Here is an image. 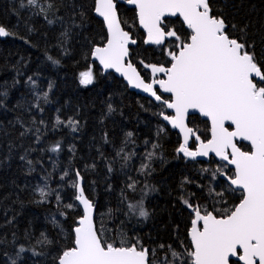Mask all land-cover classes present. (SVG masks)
<instances>
[{"label": "trees", "instance_id": "obj_1", "mask_svg": "<svg viewBox=\"0 0 264 264\" xmlns=\"http://www.w3.org/2000/svg\"><path fill=\"white\" fill-rule=\"evenodd\" d=\"M209 3L214 15L225 17L229 31L236 25L232 34L246 36L257 60L264 63V0ZM24 4L22 8L21 0H0V25L17 34L0 38V92L7 93L0 96V264H10L11 259L17 264H56L53 257L73 246L72 229L82 212L79 206L64 205H78L72 187L77 171L86 196L96 205L97 228H103L109 242H139L150 253L156 249L157 259L167 254L170 261L168 245L177 252L190 251L193 214L181 197L209 211L239 203L240 192L225 191L227 204L209 195L210 188L219 192L229 187L219 174L213 178V171H232L221 163L194 162L178 153L179 136L161 120L165 107L131 92L122 79L104 75L92 62L94 47L107 41L104 23L94 13L96 0ZM117 10L124 29L137 42L130 49L131 62L145 81L161 78L153 77L145 65L169 66L164 46L146 44L135 9L118 3ZM165 20L182 38L190 33L179 18ZM66 30L67 38L62 35ZM174 43V38L166 41L169 48ZM89 70L93 82L82 84L80 74ZM57 117L64 123L58 124ZM69 119L78 121L75 131ZM189 126L195 133L191 149L210 139V125L203 118L190 117ZM57 144L59 150L52 151ZM239 146L251 150L246 144ZM148 153H153L151 159ZM142 163L149 169L141 171ZM40 188L46 197H41ZM141 200L147 218L128 208ZM45 236L51 244L37 243ZM21 246L26 251L18 256Z\"/></svg>", "mask_w": 264, "mask_h": 264}, {"label": "snow or ice", "instance_id": "obj_2", "mask_svg": "<svg viewBox=\"0 0 264 264\" xmlns=\"http://www.w3.org/2000/svg\"><path fill=\"white\" fill-rule=\"evenodd\" d=\"M128 2L139 9L140 24L147 30L146 43L164 46L170 58L167 67L163 64L145 65L151 69L153 77L162 74L164 78H153L146 83L130 62L125 65V58L129 55L128 45L136 41L121 28L113 0H96L95 12L104 18L109 38L106 46L94 47L92 55L105 69L113 68L120 72L132 86L142 88L161 101L165 108L174 111V115L162 112L160 115L184 133V142L177 149L178 153L192 158L214 153L226 162L225 167L233 166L231 175L221 169L213 171V178L218 174L225 177L229 187L219 192L210 188L209 195L219 197L218 203L227 204L225 191L234 193L239 190V203L224 209L213 206L209 211L207 206L181 197L182 203L194 215L190 229L191 250L185 248L184 252H177L168 245L173 259L170 261L167 254L157 259L156 249L150 253L139 242L132 244L121 240L117 244L104 237L103 228L96 227L95 205L85 195L83 178L77 171L72 187L76 189L74 199L78 205L69 203L64 207L73 209L82 206L83 214L72 229L73 246L62 250L53 259L56 264H176V261L185 264L186 260L188 264H230V258L238 256L244 264H264V63L257 60L254 45L247 41L246 36L232 34L236 25H231L232 31H229L225 17L213 14L209 0ZM27 4L37 6V0H27ZM20 6L25 7L24 0H21ZM48 8H53V5L49 4ZM40 11L45 12L46 9L41 7ZM169 16L182 17L190 33L182 38L167 24L165 17ZM45 19H48L47 15ZM48 23L53 21L48 20ZM28 30L32 31L31 28ZM13 35L17 34L0 25V37ZM62 35L67 38L68 31ZM169 38L175 41L171 48L166 44ZM48 59L59 63L51 56ZM80 76L82 84L93 82L91 70L82 72ZM156 85L163 92L170 93L171 99H162ZM6 95V92H0V96ZM109 111H112L111 106ZM190 111L201 114L211 123V138L207 142L200 141V137L196 136V140L200 141L196 151L188 148L189 137L194 135L193 129L186 123ZM226 122H230L232 130L225 126ZM57 123L64 122L57 117ZM67 123L75 131L78 121L69 119ZM127 135L131 137L132 133ZM238 140L249 142L251 150H241ZM156 147L153 145V148ZM51 150L58 151L59 144ZM152 155L148 153V159ZM148 169L149 164H141V171ZM67 175L65 172L64 176ZM129 187L134 188L135 185ZM39 192L41 197L48 195L44 188H40ZM128 208L140 217L147 218L149 215L142 200L135 205L129 204ZM61 215L66 214L62 212ZM37 243L51 244L52 241L45 236ZM159 248L164 249L165 245L161 244ZM25 251L21 246L17 255ZM10 264H17V261L11 259Z\"/></svg>", "mask_w": 264, "mask_h": 264}, {"label": "water", "instance_id": "obj_3", "mask_svg": "<svg viewBox=\"0 0 264 264\" xmlns=\"http://www.w3.org/2000/svg\"><path fill=\"white\" fill-rule=\"evenodd\" d=\"M113 2H114L115 5H116V13H117V17H118V19H119V21H120V26H121V28H122L125 32H127V31L124 29V27H123V25H122V23H121V20H120L119 14H118V10H117V5H118V3H126V5H127L128 7L135 9L136 14H137L138 26H139V29H140L141 31H143V33L145 34V42H146V41H147V30L144 29L143 26L140 24V21H139V9H138L137 5L129 3L128 0H113ZM94 13H95V16H96L99 20H101V21L104 23V26H105V29H106V32H107V40H108V38H109V32H108V29H107V26H106V22L104 21V18L101 17L98 13H96V12H94ZM175 18H179V19L182 21V23H183L182 17H179V16H176V17H171V16H169V17H165V19H175ZM183 24H184V23H183ZM184 25H185V27L187 28L186 24H184ZM189 30H190V29H189ZM129 35H130V34H129ZM130 37H131V36H130ZM0 38H5V37H0ZM131 38H132V37H131ZM106 44H107V41H106L105 45H103V46H99V47H104V46H106ZM146 44L149 45V46H161V45H155V44H150V43H146ZM136 46H137V42H136L135 44H131V43H129V45H128V48H129V55H128V57L125 58V65H127V63L130 62V63L134 66V64H133V63L131 62V60H130V49L133 48V47H136ZM91 60H92V62L96 63V64L99 66V68L102 70V72H103L104 75H107V74H113L115 77H117V78H119V79H122V80L124 81V83L128 86V88H129V90H130L131 92H134L135 94H138V95H140V96L146 97V98L150 99L152 102H154V103L157 104V105H163V104L161 103V101H157V100L155 99V97L151 96L150 93L145 92L142 88H136V87L132 86V84L128 81V79H127L124 75H122L120 72H117V71H116L115 69H113V68L105 69L104 66H103L102 64H100L99 60H97V59L95 58L94 55H92ZM134 67H135V66H134ZM135 68H136V67H135ZM136 70H137V68H136ZM137 71H138V70H137ZM138 72H139V71H138ZM159 75L161 76V78H164V77L162 76V74H159ZM140 76H141V75H140ZM141 77H142V76H141ZM144 81H145V80H144ZM145 82H146V83H149V82H147V81H145ZM155 87H156V89H157L158 94H160V95L162 96V99H164L163 97H169V98L171 99V94H170V93H165V92H163V90L159 88V85H156ZM165 111H166V112L163 113L164 115H174V111H173L172 109L165 108ZM192 116H198V117H200V118H203V119H204L205 121H207V122L209 123V125L211 126L210 120H209L208 118L202 116V115L199 114V113H193V112L190 111V112H189V115H188V117H187V121H186L188 127H190V126H189V119H190V117H192ZM161 120H162V122H163L165 125H167L172 131H174V132H176V133L178 134V136H179L180 139H181V144H183V142H184V133L181 132L179 128H174V127L171 125V123H170L169 121L164 120L162 115H161ZM229 123H230V122H226L225 126H226V127H229ZM190 128H191V127H190ZM229 130H232V128L229 127ZM193 131H194V130H193ZM193 137H194L193 135H191V136L189 137V140H188V148H189V145L191 144V141H192ZM210 138H211V137H210ZM206 142H207V141H206ZM237 144H238V146H239L240 144H246V145L250 146L249 142H247V141H240V140H238V141H237ZM239 147H240V146H239ZM198 148H199V144L197 145L196 150H197ZM250 148H251V146H250ZM196 150H195V151H196ZM241 150H242V149H241ZM191 158H192V157H191ZM192 160H193L194 162H203V163H207V164L210 163L211 161H215V162H217V163H221V164H223L224 166H226V162L223 161L220 157L216 156L214 153H209L208 156H197V157H195V158H192ZM227 167L232 171L233 166L228 165ZM219 177H220L221 180H224V181L226 182L225 177H223V176H221V175H219ZM226 183H227V182H226ZM227 184H228V183H227ZM82 186H83V180H82ZM228 186H229V185H228ZM236 192H239V190L236 191ZM85 195H86V194H85ZM77 204H78V201H77ZM94 205H95V204H94ZM79 208H80V210H81V212H82V206H79ZM190 212H191V210H190ZM191 213H192V212H191ZM82 214H83V213H82ZM192 214H193V213H192ZM193 218H194V215H193ZM94 219H95V223H96V205H95V216H94ZM96 227H97V225H96ZM190 229H191V227H190ZM188 238H189V241H190V243H191V239H190V230H189V232H188ZM232 261H233V262H237V263H239V264H244L243 261L239 260L238 256H237V257H232V258H230V264H231Z\"/></svg>", "mask_w": 264, "mask_h": 264}, {"label": "flooded vegetation", "instance_id": "obj_4", "mask_svg": "<svg viewBox=\"0 0 264 264\" xmlns=\"http://www.w3.org/2000/svg\"><path fill=\"white\" fill-rule=\"evenodd\" d=\"M173 132H174V131H173ZM175 133H176V132H175ZM193 133H194V131H193ZM176 134H177V133H176ZM177 135H178V134H177ZM193 136H194L193 139H195V133H194ZM179 138H180V137H179ZM193 139H192V141H191V144H192V142H193ZM180 140H181V139H180ZM199 143H200V142H199ZM199 143H198V144H199ZM191 144L189 145V149L192 150V151H195V150H196V147H197L198 144L195 146L194 149H191ZM227 168H228V167H227Z\"/></svg>", "mask_w": 264, "mask_h": 264}, {"label": "rangeland", "instance_id": "obj_5", "mask_svg": "<svg viewBox=\"0 0 264 264\" xmlns=\"http://www.w3.org/2000/svg\"><path fill=\"white\" fill-rule=\"evenodd\" d=\"M176 264H180V262L179 261H176Z\"/></svg>", "mask_w": 264, "mask_h": 264}, {"label": "bare ground", "instance_id": "obj_6", "mask_svg": "<svg viewBox=\"0 0 264 264\" xmlns=\"http://www.w3.org/2000/svg\"><path fill=\"white\" fill-rule=\"evenodd\" d=\"M138 95V94H137ZM194 140V139H193Z\"/></svg>", "mask_w": 264, "mask_h": 264}]
</instances>
